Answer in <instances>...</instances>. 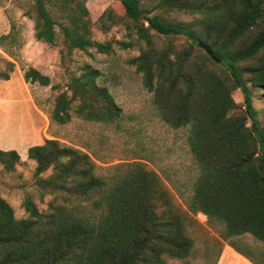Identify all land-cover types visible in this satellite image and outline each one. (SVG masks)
I'll return each instance as SVG.
<instances>
[{
  "label": "trees",
  "instance_id": "1",
  "mask_svg": "<svg viewBox=\"0 0 264 264\" xmlns=\"http://www.w3.org/2000/svg\"><path fill=\"white\" fill-rule=\"evenodd\" d=\"M118 1L143 42L129 63L152 92L160 119L171 127L187 128L197 175L184 198L186 208L140 159L116 163L100 173L90 153L45 138L29 146L27 156L35 162L40 195L52 194L62 201L42 211L26 197L28 216L17 218L0 196V264H174L167 258L185 259L192 253L189 228L197 223L198 212L236 251L253 264H264V251L254 254L237 242L249 234L264 243V125L251 93L259 88L264 98V0L159 1L157 6L165 11L192 17L186 21L156 13V7L141 0ZM52 7L68 18L60 26L69 51H111L110 41L91 38L82 0H32L25 15L33 21L36 40L56 44ZM177 36L187 43L181 49L158 44L159 39ZM10 38V33L0 35V47ZM5 65L0 71L3 80L15 66L10 60ZM82 69L70 76V94L65 90L55 97L50 123L66 124L73 115L112 123L121 116L108 88L96 82L99 71L87 65ZM23 78L30 84H50L49 76L34 67L25 68ZM237 89L244 109L235 112L232 93ZM19 161L15 149H0L5 170H14ZM49 169L51 173L42 177Z\"/></svg>",
  "mask_w": 264,
  "mask_h": 264
},
{
  "label": "rangeland",
  "instance_id": "2",
  "mask_svg": "<svg viewBox=\"0 0 264 264\" xmlns=\"http://www.w3.org/2000/svg\"><path fill=\"white\" fill-rule=\"evenodd\" d=\"M31 1L0 0V35L11 34V38L0 47V71L5 70L7 60L15 64L9 79H0V149H15L20 155V161L12 171L5 170L0 164V196L13 207L17 218L28 216L23 207L26 197H30L42 211H47L51 202L62 201L52 194L40 195L34 175L35 162L27 156L29 146L41 144L45 138H56L90 153L100 173H106L111 165L119 162L142 160L161 176L175 200L186 208L184 198L190 194L197 175L186 141L187 128H174L160 119L152 103V92L144 87L141 74L129 63L140 53L143 42L137 39L122 4L118 0H82L91 21V38L111 42V51L101 53L94 47L87 51H69L66 48L60 25L68 18L60 16L57 7L50 10L57 22L56 44L48 45L36 40L33 21L25 15ZM141 1L149 7H156L154 12H161L170 19H192L182 12L163 10L157 6L160 0ZM110 13L111 17H107ZM122 43L130 45L123 47ZM165 43L175 50L187 45L183 36L158 40L159 45ZM86 65L99 71L96 82L108 88L122 109L121 116L112 123L88 121L75 115L63 125L50 123L48 113L55 97L62 91H68L70 76L79 75ZM27 67L48 75L50 84L40 86L25 82L23 71ZM261 91L256 87L251 89L253 105L264 125ZM232 96L236 102L233 111H242L241 91H233ZM50 173L49 169L41 176ZM202 214L198 212L195 215L197 223L189 228L194 238L191 255L185 259L168 257L169 263L214 264L220 247L226 241ZM238 239L240 246L247 245L254 254L264 251V243L249 234Z\"/></svg>",
  "mask_w": 264,
  "mask_h": 264
},
{
  "label": "crops",
  "instance_id": "3",
  "mask_svg": "<svg viewBox=\"0 0 264 264\" xmlns=\"http://www.w3.org/2000/svg\"><path fill=\"white\" fill-rule=\"evenodd\" d=\"M214 264H253L248 258L236 251L227 242L220 247Z\"/></svg>",
  "mask_w": 264,
  "mask_h": 264
},
{
  "label": "water",
  "instance_id": "4",
  "mask_svg": "<svg viewBox=\"0 0 264 264\" xmlns=\"http://www.w3.org/2000/svg\"><path fill=\"white\" fill-rule=\"evenodd\" d=\"M199 46L202 47L206 51V53L208 55H210L213 59H215L216 61H219V58H217L214 55L213 51L211 50V48L207 44H205L203 42H199Z\"/></svg>",
  "mask_w": 264,
  "mask_h": 264
}]
</instances>
